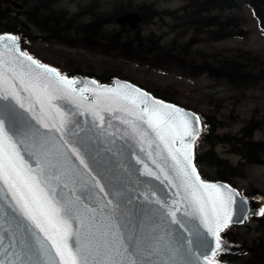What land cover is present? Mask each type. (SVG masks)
Returning <instances> with one entry per match:
<instances>
[{"label": "snow or ice", "instance_id": "obj_1", "mask_svg": "<svg viewBox=\"0 0 264 264\" xmlns=\"http://www.w3.org/2000/svg\"><path fill=\"white\" fill-rule=\"evenodd\" d=\"M200 120L0 34V264H222L239 193L201 177Z\"/></svg>", "mask_w": 264, "mask_h": 264}, {"label": "rangeland", "instance_id": "obj_2", "mask_svg": "<svg viewBox=\"0 0 264 264\" xmlns=\"http://www.w3.org/2000/svg\"><path fill=\"white\" fill-rule=\"evenodd\" d=\"M3 1L0 0V9L4 11L6 4ZM188 1L195 6V12L184 16L181 7ZM247 1L249 0H238L236 9L222 13L225 16L234 12L239 18L230 19L232 24H238L237 29L226 31L236 34L226 35L218 41L212 40L208 28L201 27L196 23L198 21L194 23L192 20L204 16L197 9L198 0H47L50 13L63 22V28L72 27V31H64L65 41L43 33L40 35L39 28L27 23L28 18L23 14L34 4L33 0H17L23 5L22 9L17 11L7 3L15 12L13 10L7 16L3 14L0 27L6 25V28L14 30L21 38L23 49L43 63L57 67L61 72L91 74L102 80L116 76L145 86L179 105H186L210 117L215 122L212 135H204L195 143L201 173L208 179H216L219 173H224L226 181L241 192L252 194L258 191L264 195V158L254 163H239L241 156L238 149L228 143L233 140L232 137L240 136L244 126L250 127L249 132L254 139L264 143V76L258 74L260 70H264V33L259 30L251 9L246 6ZM131 10L139 11L143 17L138 32L155 36L165 34L163 42L176 34L181 36V41L195 36L193 49L208 55V60L210 56L214 58V53L217 60L231 57L240 62L243 69L250 72L247 75L248 84L243 83L242 86L234 88L220 84V80H214L204 72L189 73L194 77L180 76L175 71L164 72L151 67L146 61L124 58L120 51L112 49L110 43L99 41L101 37L95 38L81 30L84 22L105 17L107 23L101 26L105 35L112 30L121 31V26L115 23L114 18ZM155 11L160 14H155ZM171 12L175 14L172 15ZM215 12L213 10L211 15ZM65 16L69 21H65ZM187 20L188 27H184L183 23ZM196 27L202 28L198 35L191 29ZM124 34L129 38L133 35L127 33V30ZM237 34L242 35L236 36ZM129 41L130 39L123 41V52L127 50L126 55L131 56L136 48ZM150 59L155 62V59ZM214 154L226 158L223 169L208 163V159H215ZM230 233L241 249L237 254H228L226 258L230 260L229 263L264 264V258L260 257L262 252L256 255L252 243V239L256 237L264 240L263 223L256 227L254 221L248 219L242 226L233 227ZM242 257L248 258L242 261Z\"/></svg>", "mask_w": 264, "mask_h": 264}, {"label": "trees", "instance_id": "obj_3", "mask_svg": "<svg viewBox=\"0 0 264 264\" xmlns=\"http://www.w3.org/2000/svg\"><path fill=\"white\" fill-rule=\"evenodd\" d=\"M221 2L224 1L204 0V2L202 1L201 3V5L204 6L202 7V10H207L216 5L224 6ZM42 12H45V14L42 15ZM31 15L33 22L38 21V24L45 29L44 33H46L47 30L48 34L53 35L58 40L65 41L64 36L66 34L64 31H72V27L66 26L63 28V22L52 16L50 11L46 9L45 3H35L32 8ZM65 21H69V18ZM200 22L204 24H212V20L210 19H201V21L197 22L200 26H202ZM104 23H107V19L105 17H101L100 19L96 18L84 22L81 30L95 38L99 39V37H101V40L99 39V41L103 43H110L113 46L112 49L120 51L122 54L121 56L124 58H132L133 60H141L142 62L146 61V63L151 66L154 65V67L166 71L176 70L177 72L180 71L185 74H199L204 72L213 79L220 80L223 84H227L235 88L242 86L243 83L248 84L249 82L247 75L250 74V72L245 71L240 62L232 59L231 57H224L217 60V56H215L214 53H212V56L215 60H213L211 56L208 60V55H204L200 51L193 49L195 43L193 36L184 41L180 40L181 36H179V41L176 37H173L172 40L162 44L160 36H155L151 33L144 35L141 32H138L137 29H125L123 26L121 27V31L112 30L107 32L105 35V31L101 28ZM222 27L224 28V26ZM125 30H127V33L133 34L131 38L124 34ZM212 36L214 39H220L225 35H220L214 31ZM128 39H130L129 42L133 44L132 47L136 48V52H134L131 56L126 55L128 54L126 52L127 50H124L123 52V41L126 42ZM130 51L133 52L132 50ZM196 57H199V60H196ZM150 58L155 59V62ZM258 74L264 76V70H260ZM205 123H208V121H205ZM211 130L212 128L210 131ZM246 130L247 129H243L242 134H244V136L235 139L234 144L237 146L241 154H245L249 161L255 162L262 152V143L252 140L249 136L250 134H248ZM257 221L264 224V216L259 218ZM252 243L255 247L253 250H256L255 254L258 255L262 252L260 257L264 258V241H262L261 238L256 237L252 240Z\"/></svg>", "mask_w": 264, "mask_h": 264}, {"label": "water", "instance_id": "obj_4", "mask_svg": "<svg viewBox=\"0 0 264 264\" xmlns=\"http://www.w3.org/2000/svg\"><path fill=\"white\" fill-rule=\"evenodd\" d=\"M140 15L137 12H128L125 14H122L120 16L116 17V21L117 22H128L130 24V26L134 27L138 24V22L140 21ZM78 76L80 79H91L89 77L86 76H81V75H76ZM119 80L120 82H127L124 80H120L117 78H113V85H109V84H102V85H108V86H114L116 81ZM113 124L115 125L116 122H113ZM119 138V136L117 135V139ZM117 147H120L119 144H117ZM140 179L142 181H146V182H150L152 186H154L155 189H158L159 194L162 197H167L169 195H171V192L164 187L163 185L159 184V182L155 181L154 178H150L147 176H141ZM218 183H221L219 181H215ZM264 204L262 202V200L258 197H254V198H247V197H240L238 196L237 198V202L235 205V213H234V217H233V221L232 222H240L242 221L243 217L246 214H253V215H259L261 214V209H263ZM231 222V223H232ZM222 243L224 244V249L222 251H232V252H236L238 250V247L232 243H228L225 242L224 240L222 241ZM220 251V252H222ZM224 264V263H222Z\"/></svg>", "mask_w": 264, "mask_h": 264}, {"label": "flooded vegetation", "instance_id": "obj_5", "mask_svg": "<svg viewBox=\"0 0 264 264\" xmlns=\"http://www.w3.org/2000/svg\"><path fill=\"white\" fill-rule=\"evenodd\" d=\"M7 2H8L7 0H4V3L6 4L5 10L10 11V8L7 5L8 4L13 5V3H8L7 4ZM262 8L264 9V0H262ZM17 10H21V9H17Z\"/></svg>", "mask_w": 264, "mask_h": 264}, {"label": "bare ground", "instance_id": "obj_6", "mask_svg": "<svg viewBox=\"0 0 264 264\" xmlns=\"http://www.w3.org/2000/svg\"><path fill=\"white\" fill-rule=\"evenodd\" d=\"M35 2H36V3H39V2L42 3V1H40V0H36Z\"/></svg>", "mask_w": 264, "mask_h": 264}]
</instances>
